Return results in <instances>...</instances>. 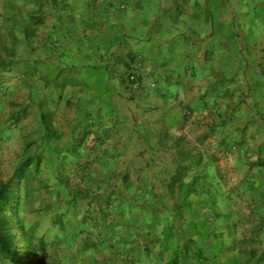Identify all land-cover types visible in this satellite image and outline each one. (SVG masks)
I'll list each match as a JSON object with an SVG mask.
<instances>
[{"label":"crops","instance_id":"obj_1","mask_svg":"<svg viewBox=\"0 0 264 264\" xmlns=\"http://www.w3.org/2000/svg\"><path fill=\"white\" fill-rule=\"evenodd\" d=\"M99 10L57 78L67 79L64 105L82 112L66 127L98 120L109 172L129 176L114 184L130 193L129 216L162 224L232 209L234 169L243 187L262 189L264 222V0H106ZM224 147L229 157L215 161ZM188 149L192 167L172 184Z\"/></svg>","mask_w":264,"mask_h":264},{"label":"rangeland","instance_id":"obj_2","mask_svg":"<svg viewBox=\"0 0 264 264\" xmlns=\"http://www.w3.org/2000/svg\"><path fill=\"white\" fill-rule=\"evenodd\" d=\"M104 1L0 0V62H22L0 70V189L8 190L17 246L14 260L0 256V264H264L262 189L243 187L237 170L232 209L203 206L200 216L175 222H135L123 202L130 193L114 188L129 176L109 172L98 120L66 127L82 112L64 105L66 77L57 76L67 70L73 37L84 43L83 34L95 32L92 20H103ZM229 151L218 149L213 159L225 162Z\"/></svg>","mask_w":264,"mask_h":264},{"label":"trees","instance_id":"obj_3","mask_svg":"<svg viewBox=\"0 0 264 264\" xmlns=\"http://www.w3.org/2000/svg\"><path fill=\"white\" fill-rule=\"evenodd\" d=\"M35 1V0H31ZM55 4L59 3L58 0H52ZM43 19L42 17H35L34 22L36 24L42 23ZM22 63L21 60H18L16 58H10L9 60H2L0 64L2 65L0 70H12L15 67H19V64ZM58 81V79H56ZM67 84V79L65 82L62 83L63 87ZM44 120L48 123L49 114H44ZM48 127H50L48 123ZM191 150H184L180 153L181 160L178 164V170L177 173L173 176L172 184H175L179 181H181L186 173V171L192 167L191 163L186 162V160L191 159L190 155ZM192 160V159H191ZM256 165H259L257 162ZM9 198L8 190H6V186H2L0 189V256H3L9 260H14L15 257V251H16V243L14 240V234L11 231V227L8 223V217L5 213V203H7ZM1 261V258H0Z\"/></svg>","mask_w":264,"mask_h":264},{"label":"built area","instance_id":"obj_4","mask_svg":"<svg viewBox=\"0 0 264 264\" xmlns=\"http://www.w3.org/2000/svg\"><path fill=\"white\" fill-rule=\"evenodd\" d=\"M136 79H137V75H136V74H132V75H131V80L136 81Z\"/></svg>","mask_w":264,"mask_h":264}]
</instances>
